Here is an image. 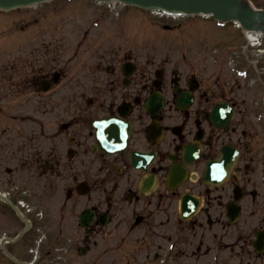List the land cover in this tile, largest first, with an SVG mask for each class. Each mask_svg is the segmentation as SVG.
I'll return each instance as SVG.
<instances>
[{
  "label": "flooded vegetation",
  "instance_id": "af4514ba",
  "mask_svg": "<svg viewBox=\"0 0 264 264\" xmlns=\"http://www.w3.org/2000/svg\"><path fill=\"white\" fill-rule=\"evenodd\" d=\"M234 37L224 43L209 42L212 45L195 40L186 46L179 41V55L140 56L134 49L120 55L121 47L110 42L109 49L102 48L97 56L86 59L80 77L67 78L61 73L55 77V87L86 96L81 119L61 122L52 137L59 144L64 142L66 151L73 148L70 155L82 153L88 158L89 150H97L101 180L96 188L109 189L112 194L105 196L104 210L100 200L92 206L97 215L105 213L118 224L131 221L132 229L157 212L169 223L174 215L180 216V201L191 196L201 198L202 205L190 222L203 225L222 220L224 212L217 207L236 201V196H241L242 208L249 198L255 203L260 186L256 160L264 159L260 154L264 131L254 116L264 112V64L262 56L251 54L240 34ZM211 46L214 49H202ZM242 72L245 77L239 75ZM40 84L35 77L32 91L40 94ZM153 95L163 103H153ZM153 111H157L155 116ZM110 117L131 127L122 155H106L96 141L92 123ZM37 147L39 169L66 165L57 159L56 145L46 149L38 143ZM225 149L224 154L236 160L231 176L220 187L205 185L201 178L204 165L220 158ZM136 153L152 156L145 168L131 163L130 156ZM173 165L186 171L187 181L170 190L167 177ZM118 190L121 193L115 197Z\"/></svg>",
  "mask_w": 264,
  "mask_h": 264
},
{
  "label": "rangeland",
  "instance_id": "374dc122",
  "mask_svg": "<svg viewBox=\"0 0 264 264\" xmlns=\"http://www.w3.org/2000/svg\"><path fill=\"white\" fill-rule=\"evenodd\" d=\"M250 2L264 9V0ZM135 10L125 7L118 18L92 0H53L35 8L0 12V70L5 74L4 65L7 69L13 66L8 73H14L12 80L0 79V192L9 193L11 198L24 199L32 209V216L29 214L28 217L33 218L35 224L30 231L31 237L25 239L32 242L35 254H29L33 260L37 258L36 264H154L157 260L153 261V255L163 254V250L170 247L167 237L180 228L176 224L173 228L169 225L170 233L164 236L150 230L144 234L143 229L129 233L125 225L118 231L116 224L111 223L95 229L86 254L81 255L79 250L84 247L82 240L85 235L79 225V214L101 194L95 192L84 197L72 194L66 199L65 189L84 177L82 173L85 171H80L79 161L78 168L62 172L60 176L44 177L41 173H33L32 169L24 171L25 157L38 142L31 133L35 118L38 117L45 126H52L59 117L57 111H60L59 115L65 113L72 116L82 108L81 96H56L51 93L42 96L37 103L27 92L15 96L4 88L6 83L10 85V81L17 82L16 76L21 69L25 78L32 77L36 65L41 66V73L52 67L56 71L61 67L71 76L82 73L84 58L93 55L96 49L89 48L86 53L85 48L100 44L103 39H113L121 44L130 39L138 42L179 40V32L169 33L162 29L163 23H172L177 19L160 18L147 11L139 13L138 9ZM196 19L200 24L214 23L213 19ZM184 21H191V17ZM86 29L89 32L82 36ZM81 38L85 42L79 44ZM195 38L199 37L195 35ZM9 85L6 87L9 88ZM67 102H70L68 109L65 106ZM14 116L21 123L12 124ZM39 140L48 146L47 141ZM95 173L96 165L88 159L87 175L92 178ZM24 226L8 205L0 204V236H14ZM231 231L233 238L239 241L241 230L232 228ZM143 234L146 239L141 240ZM197 241V236L187 233L180 242L185 252L189 253ZM207 243L210 244L211 240ZM222 243L224 241L220 243L219 250L213 246L211 256L198 257L195 263L245 264L242 249L225 250ZM175 259L182 264L193 263L180 255H175Z\"/></svg>",
  "mask_w": 264,
  "mask_h": 264
},
{
  "label": "water",
  "instance_id": "95a60500",
  "mask_svg": "<svg viewBox=\"0 0 264 264\" xmlns=\"http://www.w3.org/2000/svg\"><path fill=\"white\" fill-rule=\"evenodd\" d=\"M46 0H0V8L10 9ZM143 8H163L171 12H210L221 20L237 19L249 29H264V12L241 6L237 0H121Z\"/></svg>",
  "mask_w": 264,
  "mask_h": 264
},
{
  "label": "bare ground",
  "instance_id": "6f19581e",
  "mask_svg": "<svg viewBox=\"0 0 264 264\" xmlns=\"http://www.w3.org/2000/svg\"><path fill=\"white\" fill-rule=\"evenodd\" d=\"M241 4H245L246 0H238Z\"/></svg>",
  "mask_w": 264,
  "mask_h": 264
}]
</instances>
